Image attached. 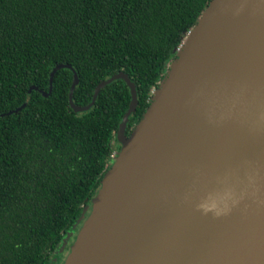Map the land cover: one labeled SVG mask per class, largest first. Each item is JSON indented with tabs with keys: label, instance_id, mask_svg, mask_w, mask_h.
<instances>
[{
	"label": "water",
	"instance_id": "95a60500",
	"mask_svg": "<svg viewBox=\"0 0 264 264\" xmlns=\"http://www.w3.org/2000/svg\"><path fill=\"white\" fill-rule=\"evenodd\" d=\"M64 67L74 111L116 79L130 102L120 148L62 264H264V0H210L129 137L138 99L122 71L77 105L78 73L58 63L47 92L32 84L0 116L23 108L32 90L49 96Z\"/></svg>",
	"mask_w": 264,
	"mask_h": 264
},
{
	"label": "trees",
	"instance_id": "16d2710c",
	"mask_svg": "<svg viewBox=\"0 0 264 264\" xmlns=\"http://www.w3.org/2000/svg\"><path fill=\"white\" fill-rule=\"evenodd\" d=\"M209 2L0 0V113L23 103L32 84L47 92L58 63L78 73L77 105L122 71L138 99L129 137ZM72 80L60 68L49 96L32 90L23 108L0 116V264H53L120 148L117 130L130 102L125 81L108 83L88 110L76 112L68 101Z\"/></svg>",
	"mask_w": 264,
	"mask_h": 264
},
{
	"label": "rangeland",
	"instance_id": "374dc122",
	"mask_svg": "<svg viewBox=\"0 0 264 264\" xmlns=\"http://www.w3.org/2000/svg\"><path fill=\"white\" fill-rule=\"evenodd\" d=\"M90 210H91V208H90ZM90 210H89V212H90ZM89 212H88V214H89ZM88 214L87 213H85V215H84V217H83V219L79 222V224H78V229L80 228V226L82 225V222H83V220L88 216ZM78 229H77V231H74V233L72 234V236L68 239V241H67V243H66V248L63 250V255H62V257H61V261H60V263L59 264H62L63 262H64V260H65V258H66V256H67V254H68V252H69V249H70V246H71V244L73 243V241H74V239H75V236H76V234H77V232H78Z\"/></svg>",
	"mask_w": 264,
	"mask_h": 264
},
{
	"label": "flooded vegetation",
	"instance_id": "af4514ba",
	"mask_svg": "<svg viewBox=\"0 0 264 264\" xmlns=\"http://www.w3.org/2000/svg\"><path fill=\"white\" fill-rule=\"evenodd\" d=\"M77 229H78V228H77ZM77 229H76V231H77ZM62 255H63V253H61V254L59 255L60 257H57L56 261L53 262V264H59L60 261H61V257H62Z\"/></svg>",
	"mask_w": 264,
	"mask_h": 264
}]
</instances>
